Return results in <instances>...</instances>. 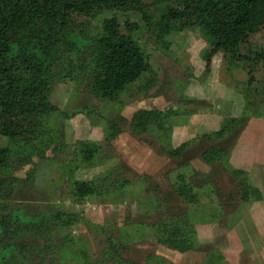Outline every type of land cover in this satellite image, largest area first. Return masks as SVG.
I'll return each instance as SVG.
<instances>
[{
	"label": "rangeland",
	"instance_id": "rangeland-1",
	"mask_svg": "<svg viewBox=\"0 0 264 264\" xmlns=\"http://www.w3.org/2000/svg\"><path fill=\"white\" fill-rule=\"evenodd\" d=\"M144 3L149 16L132 36L147 59V70L113 97L97 95L90 86L99 53L95 42L107 11L74 16L65 30L49 27L48 34L39 26L20 41L22 48H29L44 40L47 52L41 51L47 61L32 60L37 72L32 73L20 57L15 75L39 79L59 111L43 119L42 143L27 151L21 145L20 155L0 167V264H224L216 242L250 209L264 212L252 209L264 205V67L255 71L258 82L248 84L246 72L224 61L221 53L208 66L210 47L201 31L188 29L161 38L164 6ZM88 111L101 120L90 121ZM214 112H220L222 122L190 135L197 119L211 120ZM140 113L152 114L146 131L135 134L131 122ZM229 120L232 129L223 138H202ZM82 143L98 148L91 162L82 159ZM185 143L178 156L170 155ZM0 146L11 145L0 136ZM207 148L225 154L207 164L200 157ZM184 164L197 173V185L203 184L201 178L213 183L217 197L199 191V202L189 206L171 196L168 174ZM231 170L246 173L255 200H240V178ZM104 179L108 182L102 185ZM74 181H95L102 189L78 200L72 196ZM60 212L67 215L57 224L53 216ZM162 214H185L195 243L188 256L156 242L147 225ZM138 224L140 232L132 237ZM110 235L120 243L126 239L120 256L129 263L107 251Z\"/></svg>",
	"mask_w": 264,
	"mask_h": 264
},
{
	"label": "trees",
	"instance_id": "trees-1",
	"mask_svg": "<svg viewBox=\"0 0 264 264\" xmlns=\"http://www.w3.org/2000/svg\"><path fill=\"white\" fill-rule=\"evenodd\" d=\"M149 1L154 6H164L158 26L161 38L188 29H198L210 47L205 55L208 66L211 58L221 53L224 61L246 72L248 84L258 82L255 71L264 67V0ZM100 8L107 11L108 15L101 22L100 37L95 42L99 53L93 60L90 86L97 95L113 97L136 82L147 70V59L132 36L149 16L144 0H0V136L11 145L0 146V167H7L8 162L20 155L21 145L27 151V147L42 143L46 133L42 128L43 119L59 111L50 103L39 79L15 75L16 60L23 61L18 60L20 57L24 58L25 70L30 69L32 73H37L32 60L47 61V56H42V51L47 52L44 40L29 48H22L20 41L39 26L44 34L49 33V27L65 30L72 17H88ZM49 52L52 53L51 50ZM147 114L148 117L140 113L132 119L131 129L135 134L146 131L152 113ZM86 116L90 121L101 117L92 111L86 112ZM231 129L232 121L227 122L220 131L202 135V138H223ZM84 144H81L79 152L83 161L88 163L94 159L98 148L94 143ZM187 144L170 155L178 156ZM224 154L223 150L207 148L200 153V157L207 164H215ZM185 169H189L190 173ZM231 171L233 177L240 178V200H255L252 195L256 190L250 186L246 173ZM168 176L171 196L189 206L199 202V191H203L206 196L217 197V188L207 178H201L203 184H196L198 175L188 164L179 166ZM107 182V179L102 180V185ZM108 187L111 185L108 184ZM101 189L102 186L99 187L95 181H74L72 196L80 200L98 194ZM211 201L214 203L216 199L211 197ZM217 203L216 206L219 205ZM66 215L63 212L56 213L53 220L57 224L62 223ZM184 217L185 214L174 217L162 214L159 220L147 226L152 228L158 244L174 252L185 253L194 250L195 243L194 232ZM135 227L132 237L140 232V225ZM107 240V251H113L119 261L129 263L120 256V252L128 245L126 239L125 243H120L118 238L110 235Z\"/></svg>",
	"mask_w": 264,
	"mask_h": 264
},
{
	"label": "crops",
	"instance_id": "crops-1",
	"mask_svg": "<svg viewBox=\"0 0 264 264\" xmlns=\"http://www.w3.org/2000/svg\"><path fill=\"white\" fill-rule=\"evenodd\" d=\"M212 116L211 120H208L210 118L207 117L197 119L195 125L190 127V135L195 136V134L213 130L216 123H220L224 119L220 112H214ZM255 207L264 208V205L258 203L252 209ZM241 222L243 223L241 224ZM243 227H246V231L243 230ZM215 246L222 255L224 264H264V212L253 213V210L250 209L244 220L236 223L225 238L216 242ZM190 253L191 251L175 252L179 256H188Z\"/></svg>",
	"mask_w": 264,
	"mask_h": 264
}]
</instances>
